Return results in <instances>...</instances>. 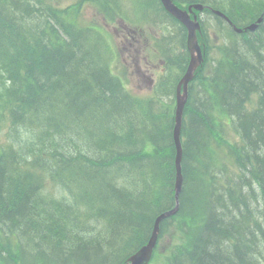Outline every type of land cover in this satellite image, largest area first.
Wrapping results in <instances>:
<instances>
[{
    "label": "trees",
    "instance_id": "1",
    "mask_svg": "<svg viewBox=\"0 0 264 264\" xmlns=\"http://www.w3.org/2000/svg\"><path fill=\"white\" fill-rule=\"evenodd\" d=\"M101 1L108 5L107 0ZM16 2L19 5L0 2V37L10 36L8 46L0 45V109L21 139L40 129L41 137L50 143L42 153L36 144L18 151L0 150V224L17 230L33 251L25 257L29 261L25 264H124L150 236L155 216L174 204L166 193L174 181L171 109L158 96L129 99L107 61L102 67L90 66L94 69L88 74L84 72L88 65L67 74V66L71 68L78 56L83 58L85 50H94L95 44L88 37L82 40L83 30L75 22L59 24L67 39L48 23L29 28L26 20L32 14L22 1ZM195 2L224 12L237 27L247 25L264 6V0H180L179 4ZM14 9L21 13L18 22L10 19L15 17ZM200 41L208 53L205 32ZM231 45L218 47L212 77L205 75L203 67L196 75L195 94L194 88L189 92L182 130L184 186L179 211L160 226L161 237L175 224L182 247L176 260L161 264H256L263 256L264 24L256 36H242L237 47ZM244 47L252 51L251 62L239 53ZM186 61L184 56L177 61L180 72ZM35 69L40 75H35ZM82 74L85 77L80 78ZM212 88L216 94L208 98ZM251 100H256L255 105ZM247 102L251 111L244 108ZM213 108L221 111L220 119L213 118ZM225 112L235 118L239 144L232 143L223 130ZM65 130L76 141L66 155L57 151L60 142L55 140ZM41 164L49 165L44 172L51 170L49 178L54 184L94 191L93 197L104 207L100 230H92L96 233L88 238L81 234L79 239L75 228L68 231L64 227L62 233L61 229L48 233L30 228L39 230L43 215L49 213L44 208L38 212ZM195 181L202 199L194 196ZM43 197L48 198L45 193ZM219 215L220 222L228 225L220 224L217 233L212 221ZM59 233L61 237L53 241L51 236ZM251 245L246 262L243 256ZM18 252L17 247L8 248L5 259L11 261Z\"/></svg>",
    "mask_w": 264,
    "mask_h": 264
},
{
    "label": "rangeland",
    "instance_id": "2",
    "mask_svg": "<svg viewBox=\"0 0 264 264\" xmlns=\"http://www.w3.org/2000/svg\"><path fill=\"white\" fill-rule=\"evenodd\" d=\"M55 1L56 0H47L46 2L39 1L38 3H39L40 8H43V7H48L49 5H54ZM76 1L77 0H67L64 2V6L68 4H73ZM109 1H111V6H117L121 9L130 8L131 3H132V0H118V3H114L112 0H109ZM216 1L219 2L220 0H216ZM35 2L36 0H34V4ZM255 7H257V4H255ZM96 11L97 10H95L93 7L84 6L80 13L82 22L84 23V25L90 26V27H95V26L103 27L104 26L105 30L110 34L109 41L121 50V55L123 57L124 65L126 67H130V69L133 71V73L129 77V80H130L129 91L138 96L148 95L150 93L149 91L150 90L149 88L150 80L152 79L157 80L158 75H159V69H158L159 64H160V61H162L161 54L160 53L156 54V52L154 51L155 48L153 46V42H155L154 40L156 41L158 40L161 44L164 45L163 38L169 37L168 53L169 54L177 53V48L173 46L172 41H171V30L174 29V32L172 33L173 39H179L181 33L178 30V26L176 25L172 26L166 20H164L163 23H160L159 19H157L154 14H151L149 20H143V22L137 24L138 28L143 32V35H144L143 37L141 36L139 38L138 33H129V29H132V26L128 22L121 20V21H116L113 24L105 25L101 12L100 14H98ZM134 12L135 11L133 9H130L129 12L127 13L128 18L133 22L141 21V20H138L134 16ZM30 13L32 14V17L26 20L27 24L29 25L31 24L29 28L41 26L44 20L43 16H39L36 12L35 13L30 12ZM20 15L21 13H18L15 17L10 16V19L12 18L16 22H18L21 18ZM202 18L203 20H205V23H206V32L209 36V43H210L209 56L212 59V63H213L214 59H216L218 56V52H219L218 47L225 46L226 38H227V41L233 43V45L230 46L231 48L237 47L238 39H235L231 35H228L226 29L223 33H221L219 30V27L215 25V23L208 17L202 16ZM125 25H129V26H125ZM127 32L129 36L127 35ZM223 36H225V39H223ZM144 37H149L151 39L149 40V42H146L145 49H143L144 48V45H143V47H141L139 50H136L135 49L136 44L139 43L140 41H143ZM23 40L27 41L28 40L27 36H25ZM20 42L21 41L19 40L17 43H20ZM4 45H6V43H4ZM254 45L255 43L252 44L251 47H253ZM93 49L98 52L96 47H93ZM94 50L92 49H90L89 51L85 50V56L83 58L81 56L80 57L78 56L79 59L76 58L74 60L75 64H72L71 68L67 66L66 68L67 74L82 71L81 68L83 67V65L85 66L88 65L87 69L84 68V72H86L87 74L90 73V70L94 69L92 67L89 68L90 66H93L95 68L102 67L104 60L102 56H98ZM239 53L243 58H245L246 56L251 58L250 61L253 58L251 57L252 51L249 50L248 47L241 48ZM243 54L246 56H244ZM144 58H145V61H144ZM154 68H157L158 70L154 71ZM40 73L41 72L39 70L35 69V75H40ZM83 77H85V74H82L80 78H83ZM174 80H175V75H170L168 79L166 80V84L173 85ZM1 131L4 132V129L2 128ZM227 136H230L233 138L232 132L229 131ZM1 138L2 136L0 137V139ZM260 155L262 156L263 154H260ZM195 182L193 184L194 188L192 189L194 191V196L201 198L203 196L199 194V189L197 187V181ZM189 186H191V184H189L188 187ZM215 196H217V193ZM223 204L225 205V201L223 202ZM220 217L221 215L216 217L214 219V222L212 221L213 228L219 231V233L221 232L220 224L223 223L225 225H228V222H220V219H221ZM226 220L227 219L225 218V221ZM99 241L100 240H98L97 242ZM224 242L225 240H223L222 243ZM209 247L210 246H208V248ZM253 247L254 246L251 245V248H250L251 250L248 249L245 255L243 256V259L246 262L250 261L249 258L251 256H249L248 254H251ZM28 249L29 248L27 246H24L23 253L26 258L27 256L31 254V250L29 249L30 252H28ZM213 262H216V261H213ZM208 264H210V262H208Z\"/></svg>",
    "mask_w": 264,
    "mask_h": 264
},
{
    "label": "water",
    "instance_id": "3",
    "mask_svg": "<svg viewBox=\"0 0 264 264\" xmlns=\"http://www.w3.org/2000/svg\"><path fill=\"white\" fill-rule=\"evenodd\" d=\"M162 6L164 7V9L166 10V12H168L171 16H173L175 19H177L182 25L185 26L186 30H187V42H186V46H187V50L189 52L190 55V60H189V64L187 67V70L184 74V76L182 77V79L180 80V82L177 85V95H176V126L174 129V139H175V144L177 147H179V142H178V134H179V126H180V121L179 118L181 116V111L182 108L184 106L185 103V98H186V87L188 82L193 78V73L195 71V69L200 65V63L202 62V55L200 52V48L197 44V39H196V31H199V24L196 21V17L193 16V19L191 20L188 13L186 11H182L180 9H178L176 6H174V4L171 2V0H160ZM194 8L196 10H202V7L200 5H193L188 7V12L191 13V9ZM215 14L222 16V14H220L217 11H214ZM226 21H228L227 18H225ZM258 22H260V19L258 20ZM256 26L251 25L248 29L253 31L255 30ZM238 31V30H237ZM239 32V31H238ZM183 86V94L180 95V87ZM180 151L178 150V153L176 155V159H175V165H176V170H177V176H176V189H179V186L181 184V176H180ZM177 210V207H175L172 211L166 212L164 214H161L159 217H157V219L155 220V227L152 233V237L150 239L149 245L145 248H142L136 255H134L133 257H131L129 259V261L131 262V264H146L149 255H150V251L152 246L154 245V241L156 239V234L158 232V228L157 225L158 223L168 217L169 215H172L173 213H175V211Z\"/></svg>",
    "mask_w": 264,
    "mask_h": 264
},
{
    "label": "bare ground",
    "instance_id": "4",
    "mask_svg": "<svg viewBox=\"0 0 264 264\" xmlns=\"http://www.w3.org/2000/svg\"><path fill=\"white\" fill-rule=\"evenodd\" d=\"M127 3V2H126ZM258 16H260L261 18H263V16H264V9H262V11H261V13L258 15ZM255 43V42H254ZM256 44H258V43H256ZM259 48V47H258ZM71 50V49H70ZM260 50V49H259ZM66 52V51H65ZM70 54V53H69ZM252 54V53H251ZM264 54V53H263ZM258 55V54H257ZM80 57V56H79ZM247 57V56H246ZM255 57V56H254ZM258 57V56H257ZM261 57V56H260ZM264 61V60H263ZM251 62V61H250ZM256 62V61H255ZM262 62V61H261ZM263 64H264V62H262ZM256 65L258 64V63H255ZM248 65V64H247ZM258 66V65H257ZM247 67V66H246ZM246 69V68H245ZM248 69V68H247ZM252 69V68H251ZM258 69V68H257ZM261 69V68H260ZM244 70V69H243ZM248 71V70H247ZM246 71V72H247ZM253 71V70H252ZM262 71V70H261ZM248 72H250V71H248ZM251 73V72H250ZM249 73V74H250ZM234 75V74H233ZM255 75V74H254ZM258 76V75H257ZM261 76H263V75H261ZM239 78V77H238ZM243 78H245V77H243ZM260 79V78H259ZM263 79V78H262ZM254 81V80H253ZM245 83V82H244ZM97 84V83H96ZM247 84V83H246ZM248 85V84H247ZM231 86V85H230ZM239 87V86H238ZM233 88V87H232ZM244 91V90H243ZM254 93V92H253ZM206 95V94H205ZM230 95V94H229ZM224 99V98H223ZM231 104V103H230ZM133 117V116H132ZM183 119V117L182 116H180V118H179V121H181ZM176 118L174 117V123H173V126L176 124ZM259 122V121H258ZM89 123V122H88ZM208 160V159H207ZM197 169V168H196ZM192 176V175H191ZM116 177V176H115ZM263 177V176H262ZM252 179V178H251ZM256 185V184H255ZM257 187V186H256ZM250 200V199H249ZM132 202V201H131ZM256 203V202H255ZM241 204V203H240ZM254 204V203H253ZM233 205V204H232ZM235 205V204H234ZM242 205V204H241ZM251 205V204H250ZM206 206V205H205ZM214 207V206H213ZM242 207V206H241ZM216 208V207H215ZM215 208H213V209H215ZM222 208V207H221ZM220 208V209H221ZM250 208V207H249ZM258 208V207H257ZM223 209V208H222ZM221 209V210H222ZM250 209H252V208H250ZM259 209V208H258ZM253 210V209H252ZM219 213V212H218ZM227 213V212H226ZM252 213V212H251ZM216 214V213H215ZM254 215V214H253ZM244 216V215H243ZM238 217V216H237ZM245 217V216H244ZM230 218V217H229ZM239 218H240V216H239ZM14 219V218H13ZM231 220V219H230ZM160 226H161V223L159 222L158 223V225H157V228H160ZM154 227H155V225L152 227V230H151V233H150V235L153 233V230H154ZM150 228V227H149ZM163 228V227H162ZM224 229V228H223ZM238 231V230H237ZM217 233H218V231H217ZM228 237V236H227ZM248 237V236H247ZM217 243V242H216ZM215 245V244H214ZM250 245V244H249ZM210 246V245H209ZM105 248H107V247H105ZM210 248V247H209ZM212 248V247H211ZM218 248V247H217ZM224 248V247H223ZM231 248V247H230ZM213 250H215L214 249V247H213ZM225 250V249H224ZM251 250V249H250ZM218 252V251H217ZM216 252V253H217ZM221 253V252H220ZM227 254V253H226ZM190 259V258H189ZM237 259V258H236ZM82 260V259H81ZM205 260V259H204ZM234 260V259H233ZM190 261V260H189ZM197 264V263H196Z\"/></svg>",
    "mask_w": 264,
    "mask_h": 264
}]
</instances>
